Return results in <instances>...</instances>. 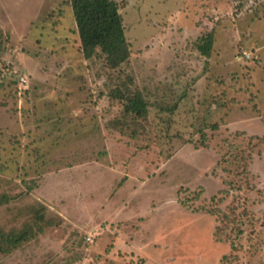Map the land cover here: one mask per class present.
I'll list each match as a JSON object with an SVG mask.
<instances>
[{
	"label": "rangeland",
	"instance_id": "1",
	"mask_svg": "<svg viewBox=\"0 0 264 264\" xmlns=\"http://www.w3.org/2000/svg\"><path fill=\"white\" fill-rule=\"evenodd\" d=\"M115 1L117 69L70 0H0V264H264V0Z\"/></svg>",
	"mask_w": 264,
	"mask_h": 264
},
{
	"label": "trees",
	"instance_id": "2",
	"mask_svg": "<svg viewBox=\"0 0 264 264\" xmlns=\"http://www.w3.org/2000/svg\"><path fill=\"white\" fill-rule=\"evenodd\" d=\"M70 5L84 58L87 60L92 59L97 49H100L102 54L106 57L107 64L112 69H117L125 64L130 58L131 51L118 3L115 0H70ZM4 37L3 31L0 30V52L3 49ZM205 53L207 52L204 51V54ZM114 97L124 99V96L120 93L114 94ZM125 112L130 115L145 118L148 116L149 112L148 103L141 94H137L133 98L127 100ZM212 129L217 131L219 125L214 124ZM202 139V147L207 149L208 145L206 144L207 137L205 133H203ZM229 158L234 161V158L228 153L222 158L220 165L227 162ZM220 202H222L221 199L219 201L212 199L211 208L199 207L197 210L193 209L194 212L197 211L198 213L201 212L200 210L202 209L218 221L220 225L217 227L214 235V239L218 243L225 241L224 237L218 233V229L225 226L229 221V215L218 210ZM4 203H7V198L1 196L0 206ZM183 204L187 208H192L194 206L192 204L188 205L186 202ZM39 220L42 221L41 216ZM39 227H41V225ZM40 231L42 232V229H40ZM31 232L32 231L27 228H25L24 231L22 230L13 234H4L0 232V256L8 255L13 250L28 243L34 236Z\"/></svg>",
	"mask_w": 264,
	"mask_h": 264
}]
</instances>
